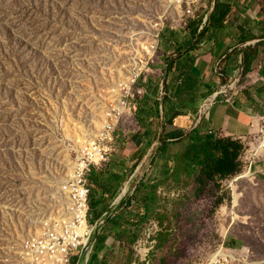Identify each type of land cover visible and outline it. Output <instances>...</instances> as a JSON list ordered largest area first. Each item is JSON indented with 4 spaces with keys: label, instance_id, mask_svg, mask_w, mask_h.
<instances>
[{
    "label": "rangeland",
    "instance_id": "obj_1",
    "mask_svg": "<svg viewBox=\"0 0 264 264\" xmlns=\"http://www.w3.org/2000/svg\"><path fill=\"white\" fill-rule=\"evenodd\" d=\"M172 6V0H0V264H15L22 237L60 212L65 182L80 147L100 127L110 88L155 31L163 36L175 26ZM143 130L135 116L124 121L114 132L123 144L113 155H140L133 144ZM149 160L137 171L151 169ZM253 161L250 173L243 163L218 184L166 179V241L157 240L154 264L161 257L165 264H201L226 242L247 253L234 264H264V158Z\"/></svg>",
    "mask_w": 264,
    "mask_h": 264
},
{
    "label": "crops",
    "instance_id": "obj_2",
    "mask_svg": "<svg viewBox=\"0 0 264 264\" xmlns=\"http://www.w3.org/2000/svg\"><path fill=\"white\" fill-rule=\"evenodd\" d=\"M223 1L233 5L224 32L211 41L205 38L193 50L194 83L181 94L199 101L198 111L180 112L166 132L183 130L189 133L201 127L205 133L242 139L257 128L259 116L264 111V0ZM202 30L199 29V33ZM165 34L163 37L167 42L160 40L162 56L159 62L153 66L152 73L139 82L146 93L137 101L134 116L144 127L143 135L146 136L135 140L133 145L141 154L112 155L106 165L92 170L90 192H95V200L99 201L94 217L97 225L92 250L77 253L72 264H144L135 258L133 245L151 223L158 224L161 229L156 235L159 245L166 241V203L162 198V184L166 181L164 162L166 157L172 156L158 154L163 121L157 115L155 117V109L158 102L163 116L166 94L176 98L175 91L166 89V83H170L174 73L166 76V58H178L177 50L185 41L186 33L185 30H170L167 38ZM224 87L225 93L222 92ZM213 98L215 101L201 112L206 101ZM122 138L115 139V146L121 147ZM151 145L157 146L153 154H150ZM171 146L175 149L174 154L182 151L186 143ZM147 158L154 164L151 169L141 171V166L137 171ZM133 167L135 170L131 171ZM153 253L149 255L151 260L155 256ZM159 262L165 264L163 257Z\"/></svg>",
    "mask_w": 264,
    "mask_h": 264
},
{
    "label": "built area",
    "instance_id": "obj_3",
    "mask_svg": "<svg viewBox=\"0 0 264 264\" xmlns=\"http://www.w3.org/2000/svg\"><path fill=\"white\" fill-rule=\"evenodd\" d=\"M217 0H172L170 18L178 16L171 31L185 30L190 22L203 19L200 30L208 22ZM176 19V18H175ZM142 46L140 55L129 64L127 75L115 82L109 90L111 96L105 107L100 127L95 136L80 147L74 162L72 176L65 182L67 201L60 212L41 223L39 229L28 234L16 245L15 264H72L77 253H90L96 223L90 218L89 195L91 185L89 176L93 169L106 165L116 151L114 132L124 122L134 117L137 101L145 95V88L139 85L144 77L153 71L157 64L162 30H157ZM226 87L222 92L225 93ZM216 98L208 99L201 112L205 111ZM251 138H253L251 140ZM244 145L241 154L247 172L253 160L264 158V111L259 116L258 125L250 136L240 139ZM249 140V141H247ZM243 161V160H242ZM250 173V172H249ZM156 223L146 225L143 236L133 245L135 258L144 264H154L149 255L157 245ZM247 253L227 247L223 243L201 264H234L237 256Z\"/></svg>",
    "mask_w": 264,
    "mask_h": 264
},
{
    "label": "trees",
    "instance_id": "obj_4",
    "mask_svg": "<svg viewBox=\"0 0 264 264\" xmlns=\"http://www.w3.org/2000/svg\"><path fill=\"white\" fill-rule=\"evenodd\" d=\"M234 1L239 2L240 0ZM232 10V4L217 0L203 30L199 33L203 19L190 22L185 29L186 39L177 50L178 58L176 60L166 58V76L174 71L170 83H166V89L175 91L176 98L169 97L166 94L164 98L166 113L163 116L158 102H156L155 109V117L157 115L163 121V138L158 154L172 156L170 158L166 157V162H164V168L167 172L166 179L180 182L181 176H185L187 180L193 179L200 186H203L207 181L218 184L220 181L232 178L242 171L243 163L240 156L244 145L240 139L205 133L201 127L194 128L189 133H185L183 130L166 132L167 126L173 125L174 119L180 112L196 113L198 111L199 101L189 98L188 95H181L185 89H189V86L194 83V76L192 75L194 57L192 52L205 38L211 41L217 39L218 35L224 32L225 21ZM167 36L168 34H166V38ZM183 59L184 61H181ZM179 141L186 143L185 148L180 152L170 154L169 147ZM134 170L133 167L131 171ZM93 193L95 192H90L89 205L90 218L94 222L99 201L95 200V194ZM222 202V196L217 198L214 204L215 207H218ZM225 245L227 247L234 246L229 242H226Z\"/></svg>",
    "mask_w": 264,
    "mask_h": 264
}]
</instances>
